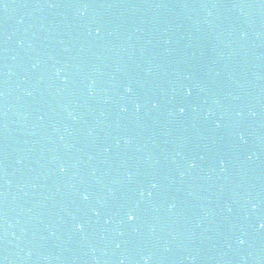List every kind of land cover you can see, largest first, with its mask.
Wrapping results in <instances>:
<instances>
[{
	"label": "water",
	"instance_id": "water-1",
	"mask_svg": "<svg viewBox=\"0 0 264 264\" xmlns=\"http://www.w3.org/2000/svg\"><path fill=\"white\" fill-rule=\"evenodd\" d=\"M0 264H264V0H0Z\"/></svg>",
	"mask_w": 264,
	"mask_h": 264
},
{
	"label": "snow or ice",
	"instance_id": "snow-or-ice-1",
	"mask_svg": "<svg viewBox=\"0 0 264 264\" xmlns=\"http://www.w3.org/2000/svg\"><path fill=\"white\" fill-rule=\"evenodd\" d=\"M129 219L131 220V219H133V217L132 216H129Z\"/></svg>",
	"mask_w": 264,
	"mask_h": 264
}]
</instances>
